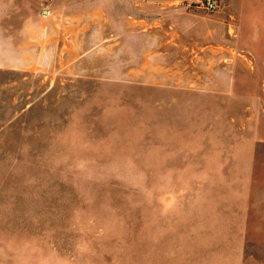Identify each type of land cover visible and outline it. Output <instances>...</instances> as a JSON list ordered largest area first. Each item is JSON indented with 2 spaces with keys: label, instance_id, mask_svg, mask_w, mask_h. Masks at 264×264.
Instances as JSON below:
<instances>
[{
  "label": "rangeland",
  "instance_id": "1",
  "mask_svg": "<svg viewBox=\"0 0 264 264\" xmlns=\"http://www.w3.org/2000/svg\"><path fill=\"white\" fill-rule=\"evenodd\" d=\"M0 0V264H264V0Z\"/></svg>",
  "mask_w": 264,
  "mask_h": 264
},
{
  "label": "built area",
  "instance_id": "2",
  "mask_svg": "<svg viewBox=\"0 0 264 264\" xmlns=\"http://www.w3.org/2000/svg\"><path fill=\"white\" fill-rule=\"evenodd\" d=\"M197 3L208 12H215L219 9V0H197Z\"/></svg>",
  "mask_w": 264,
  "mask_h": 264
}]
</instances>
